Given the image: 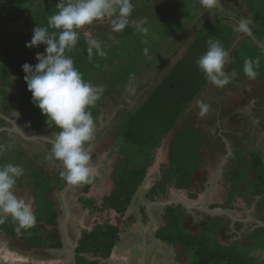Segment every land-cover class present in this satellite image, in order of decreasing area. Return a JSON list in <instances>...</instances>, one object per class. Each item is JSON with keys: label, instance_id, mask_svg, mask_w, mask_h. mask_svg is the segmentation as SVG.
Instances as JSON below:
<instances>
[{"label": "trees", "instance_id": "1", "mask_svg": "<svg viewBox=\"0 0 264 264\" xmlns=\"http://www.w3.org/2000/svg\"><path fill=\"white\" fill-rule=\"evenodd\" d=\"M135 1L137 0H131V3ZM60 2L67 3V0H0V107L7 111L6 113L20 107L29 115L31 122L25 124L26 128L20 124L21 130L28 135L33 134L36 129H45L52 133L59 131L54 126L52 128L47 126L46 117L33 104L32 93L28 90L24 79L26 73L22 65L38 63L36 54L43 53L46 46L41 44L38 47L28 48L26 43L31 41L35 27L47 26L49 16L59 11L57 4ZM143 2L145 8L134 6L128 18V25L120 32L112 31V27L109 30V27L101 24L103 22L100 19L96 20L97 25L92 23L94 29L89 36L100 43L105 53L103 56L93 49L92 59H89L85 32L80 30L77 46L71 52L66 51L65 55L73 59L74 66L86 82L103 85L102 79L109 73L115 76L111 70V65L115 64L114 60L123 61V64L114 67H119L120 71L126 69L128 74H133L135 69L137 72L140 71L142 65L151 62L145 60L141 62L139 56L141 51L147 48L149 50L146 51L150 54H154L153 52L160 48L161 43L158 39L154 40L155 37L149 36L151 31L147 27V21L156 18L154 12H162L161 18L167 23L166 30L173 34L181 32L183 23L191 22L198 15L189 0H144ZM239 5L241 7L238 14L245 7L251 16L250 33L235 45L240 37V32L235 30L238 25L235 27V24L222 13L218 14V18L206 19L197 29L180 59L147 94L143 102L128 112L118 132L112 137L109 136L116 140L120 147L117 157L119 163L115 166L116 172L113 175L115 184L112 190L103 196L102 201L90 199L82 202L85 209H90V215H88L87 227L81 231L76 248L78 264H101V259L112 255L116 244L120 241L121 227L126 220L125 216L131 202L149 169L153 167L158 151L163 150L166 139L170 140L167 154L164 153L167 157L159 161L158 177L150 188L148 197L152 200H167L170 190L174 189L195 200L206 190L209 171L202 149L207 143V135L193 123L180 124V121L209 83L199 70L196 61L207 51V42L210 39L219 40L229 52L230 62L225 65V72L230 76L235 71L237 76L233 78L234 80L247 77L243 72L245 59L251 58L254 62L259 59L258 67L254 63L258 73L255 78L258 79L260 96L264 98V0H242ZM133 19L134 22L143 21L141 27L147 31H140L132 22ZM101 29H105V34ZM49 31L57 32L58 35V30L50 28ZM154 34L160 35L155 31ZM168 38L170 37L166 39ZM123 56L129 59L121 60ZM105 79L110 80V78ZM106 98H100L88 109L92 113L95 126L99 124V116L103 113V110H97V107L103 104ZM3 122L2 119L0 127L3 126ZM111 126L112 123L109 129L104 128L106 131L102 132L101 139L114 131ZM46 146V149L51 150V143H46ZM41 149L44 150L39 147L33 153L31 173L30 170L24 171L17 180L19 184H16L18 188L28 187L33 191L32 210L36 224L30 229L21 230L24 233H17L16 224L8 216L3 223H0V237H9L10 240L22 237L31 246L60 249L63 247V242L59 219L63 214V206L57 194L64 189L65 183L63 180L59 183L60 174H55L56 181L53 183L55 186L49 184L52 177L47 176L46 168L42 164L44 158L41 157ZM246 149L247 147L235 152L237 172L235 171L234 176L237 173L240 175L237 179L231 177V173L227 176L224 206L231 205L236 197L251 195L261 197L259 204L262 209L264 208L263 158L258 150H254L249 158H243ZM24 154L19 155L17 160L14 156L9 160V156L1 158L0 166L8 164V161L12 164H20ZM23 161L26 164V161ZM37 169L45 170L46 176L43 173L39 174ZM254 173H257L256 177L251 178ZM245 177L246 180H250V186L252 185L250 194L242 191L245 189L243 185ZM57 183L59 186L56 185ZM91 185L92 182L81 184L80 187L87 193ZM23 200L29 203L28 199L23 198ZM186 218L180 204L168 205L166 207L168 223L158 230L157 236L168 244L180 246L181 256L189 253L190 264H264V259H258L252 254L264 249V230L254 231L253 242L246 247L239 242L224 244L215 238L224 222L223 219L208 218L199 232H192L185 225Z\"/></svg>", "mask_w": 264, "mask_h": 264}, {"label": "rangeland", "instance_id": "2", "mask_svg": "<svg viewBox=\"0 0 264 264\" xmlns=\"http://www.w3.org/2000/svg\"><path fill=\"white\" fill-rule=\"evenodd\" d=\"M143 1L144 0H137L133 2L132 5L133 7L135 6L138 8L144 7ZM241 1L242 0H240V2L238 3V0H216L214 8L206 9L201 5L200 0H189L190 3H193L191 4V6L196 8V12L198 15L191 22L187 21L186 24L183 23L181 27V32H177L175 34L166 30L167 23H165L166 21L161 18L162 12L153 11L156 14V18L148 20L147 27L148 30L151 31L149 36H151V38L155 37L154 40L158 39L159 43H161L160 48L157 51H154V54L148 53L146 50L149 49L147 48L146 50H142L141 55L139 56L141 62L142 60H145V62H151L146 63V65H142L140 71L137 72L135 69L133 70V74H128V71L126 69L120 71L119 67H114V65L123 64L124 62L120 60H114L115 64L111 65V70H113L115 76L109 73L108 76L102 79V83H104L103 85H95L103 88L101 98H107L104 100L103 104L97 107V110L102 109L103 113L99 116V124L95 126L94 138L91 141L90 156L91 160H94L95 162L91 161L90 164L92 185L89 192L85 193L82 187H69L66 190L63 189L59 191V194H57L59 198L62 196H65L67 198L68 196L75 199L78 198V202L76 204L71 202L72 206H76L78 210L82 209L80 208L79 201H81V204L83 205V200H102L103 196L112 190L115 184V179L113 177L114 173L116 172L115 166L119 163L117 157H119L120 147H118L119 145H117L116 140L111 139V137L116 132H118L128 112L133 110L143 102L147 94L164 78V76L168 73V71L175 64V62L180 59L183 52H185L188 43L194 37L197 29L201 26L202 23L204 24V21L206 19L216 17L218 18V14L222 13L228 18V20H230V22L235 24V27L239 24L242 19L248 20L250 22V27L252 19L251 16L247 13L246 8L244 7V10H242V12L238 14L239 7H241L239 5ZM151 7L152 5L150 6V8ZM114 18L115 16H106L101 18L100 21L103 22L101 24L107 26V28L109 27V30H111L112 20ZM134 21L135 19L132 20L133 23ZM96 23V21L93 22L94 25H97ZM93 24L86 26L83 31L87 32L88 34H91L94 29ZM101 31L103 34H105L106 32L105 29H101ZM154 31L160 35L155 36ZM162 33L164 35H162ZM167 37L170 38L166 39ZM244 37L245 34L240 33V37H238L235 45L239 44V42L243 40ZM128 59L129 58H127L126 56H123L121 58V60ZM105 78H110V80H107ZM205 107L207 108V111L204 112V115H201V112ZM6 112L7 111L3 110V108L0 107V123L2 119L4 120L3 126L0 127V133H2L0 135V142L2 143H0V160L1 158L3 159L7 156H9L8 160L10 157L13 156L17 160L19 155L25 153L21 157V159L25 160L26 164H24V161L21 160L20 164L18 163L17 165L22 166V168L26 172H29L30 170L31 173L32 169L30 168V164L31 159L33 157V153L38 150L39 147H42L44 148V150L41 149V157L44 158L42 164L46 168L45 170L47 171V176L52 177L51 182L49 184L54 187L55 185L53 183L56 181L55 174H60L61 171H63L62 165L59 161L47 159V156L50 153V149H46V143H51V140L54 138V133L49 132L48 130L46 131L45 129H36L33 131V134L28 135L21 130L22 128L20 127V124H22L26 128L25 124L31 122L30 116L25 114V112L20 107H17L8 113ZM263 117L264 98L260 96V89L258 88V79L245 77L242 80L237 81L231 78L229 83L223 87H217L209 82L207 87L200 92L196 100L192 103L185 117L180 121V124L190 122L193 123V125L197 128H201L203 130L204 128L207 129L205 131L207 135H210V144L205 148V152L207 155L206 159L208 162H210V164H213L217 157H224L218 152H220L221 147H223L222 143L225 140L226 142H229V140L226 139V136H230V134H232L233 141L241 147L246 145L245 141L248 142V140L250 141V139H253L254 143L258 140L256 144L259 145H252L253 148H259L261 146V142L264 143V138H261L260 135H258L257 137L254 133H256L255 130H257L259 126H261ZM111 123L113 125L111 126V128H113L114 131H111L110 129L109 131L111 132H109V135H107L106 138L101 139L100 136L102 132L106 131L104 130V128L109 129ZM27 129L29 130L28 127ZM235 135L236 137H234ZM245 135H248V137ZM241 137H244L245 141L241 140ZM9 139L12 141H10ZM169 141V139H166L163 146V150L158 151V156L156 158L155 163L153 164L154 169H151L149 172L150 177L153 173H155L153 175L156 178V171L159 169L160 164L159 161L162 160V157H167V155L165 154H167V145L169 144ZM226 142H224V147H226L227 145L228 148L231 142L229 143V145ZM249 147H251V145L247 144V148ZM262 149L263 148L261 147V150ZM2 150L4 152H2ZM158 157H160L159 161ZM242 157L245 158V156ZM246 157L249 158V156ZM235 162V160L232 162L234 166L236 165ZM248 162L250 163V161H247V163ZM8 163H11V161H8ZM229 165L230 161L227 163L226 166V169L230 170L232 168ZM45 170L37 169L39 174L43 173L44 176H46ZM218 174L221 175L220 173ZM239 175L240 174L237 173V175L235 176H230L237 179ZM246 179L247 177L243 179V185L245 186V189H242V191L245 194H250L252 192V185L250 186V180ZM62 180L63 179L61 178L59 183ZM147 182L148 179L144 181L143 187L147 184ZM59 183H57L56 185H58ZM64 183L65 185L67 184L65 181ZM16 184H19V182H17ZM14 192L19 199H28L29 203L32 206L33 191L30 188H18V186L15 185ZM170 201H172L170 203H173L172 199ZM240 203L243 202L240 201L239 203H237V205H239ZM210 211L214 210L209 207L204 208L202 214L206 216L205 218L211 216L208 213ZM86 213H88V210H82V212L78 215L80 225H82L84 219L83 214ZM86 219H88V215L86 216ZM256 220L259 222L257 226H261V220L255 219V221ZM72 221L74 222L73 218H71L69 225L65 226L64 229L66 228L67 230H70L73 224ZM199 221V226L196 227L198 228L197 230H199L200 227L204 226L205 223L201 219ZM255 221L249 222L250 225L247 224V228H243V230L241 231L236 230L237 233L234 236L235 239L233 238L230 243H233V240L239 239L242 241L243 244H247L249 242L248 236L246 239L244 238L246 237L247 233L251 232V230L255 228ZM124 222H126V220ZM121 228V231L123 229H127L128 225L122 226ZM20 233H24V231H21ZM129 233H132L131 228L128 229V231L126 232V234ZM23 239L24 238L21 237L16 238L14 240L0 241V259H14V261H18L19 258L16 257L12 253V251L15 249L14 246H19L24 249L28 248V245ZM124 244L129 246L126 243ZM129 247L132 250L137 249L134 242L132 241L130 242ZM252 254L258 259H264V251L256 253L253 252ZM59 255L60 254L58 253L57 257ZM163 256L168 257L166 252L162 254V257ZM186 257L183 260L185 261V264H188L189 257Z\"/></svg>", "mask_w": 264, "mask_h": 264}, {"label": "clouds", "instance_id": "3", "mask_svg": "<svg viewBox=\"0 0 264 264\" xmlns=\"http://www.w3.org/2000/svg\"><path fill=\"white\" fill-rule=\"evenodd\" d=\"M200 3L204 8L212 9L216 0H200ZM57 8L59 11L49 16L47 26L35 27L31 41L26 43L28 48L43 44L46 46L45 51L36 54L38 63H25L22 69L26 73L24 79L32 93L33 104L46 117L49 128L54 126L59 129L53 134L47 159L59 161L63 168L61 178L68 185L75 187L90 183L92 179L90 152L95 122L88 109L101 98L103 88L86 82L74 66L73 59L65 53L71 52L77 46L80 30L105 16L115 15L112 31H122L129 23L133 5L131 0H67V3H58ZM134 23L140 31H147L141 27L143 21ZM249 24L248 20L242 19L235 30L243 34L250 33ZM50 28L58 30V35L57 32L50 33ZM85 40L90 60L93 49L99 55H105L100 43L87 32ZM207 43V51L197 59L196 64L207 81L217 87H223L231 78H235L237 73L233 71L229 76L224 71L230 58L222 43L211 39ZM254 63L258 67L259 59L255 62L251 58L244 60L243 72L249 78H255L258 74ZM206 111L205 107L201 115ZM151 169L154 168H150L149 172ZM159 169L156 171V179ZM149 172L147 176L150 175ZM23 174L24 169L20 165L8 163L0 166V223L10 216L16 224L17 233L36 224L31 204L19 199L14 192L17 180Z\"/></svg>", "mask_w": 264, "mask_h": 264}, {"label": "crops", "instance_id": "4", "mask_svg": "<svg viewBox=\"0 0 264 264\" xmlns=\"http://www.w3.org/2000/svg\"><path fill=\"white\" fill-rule=\"evenodd\" d=\"M254 40L257 41L255 38ZM205 130L207 129L204 128V132L206 133ZM255 131V136L258 137V135H260L261 138H264V117L261 126H259V128ZM245 136L248 137V135ZM234 137H236V135ZM226 139H228L229 142H226V140L224 142L228 143V145L231 142V144L227 148V145L224 147L225 143L223 142V147H221L220 152H218L224 157H217L213 164H210V162H208L206 159L207 155L205 152V148L210 144V135H207V143L202 150L205 153V164L209 171V177L206 190L195 200L189 199L187 194L179 193L174 189L170 190V195L167 198L169 202L163 200L154 201L150 199L148 197V192L155 183L156 178L154 176L150 177L148 175L146 178L148 179L147 184L144 187L143 184L141 185L142 187L134 196L133 201L131 202V205L126 213V222L123 223V226L128 225V228L122 230L120 241L116 244L112 255L109 258L101 259V264H185L183 259L186 256V258L189 257L188 264H190L189 253L181 256L180 246L168 244L157 236L158 230L163 226H166L168 223L166 220V207L174 203H177L178 205L180 204L182 206V210L187 217L185 225L192 232H199L203 227H200L199 230L196 228L199 226V220L201 219L204 221L206 217L202 214L204 208L209 207L213 209L214 211L208 212L211 216L207 218H220L224 220L216 234L217 240L224 244H232L230 241H232L235 234L237 233L236 230L241 231L243 228H247V224L250 225L249 222L255 221V219L261 220V226H257L259 222L256 220L255 228L246 234L244 239H246L248 236L249 242L247 244H243L239 239L233 240V243L239 242L243 246L251 244L253 242L252 235L254 231L264 230V208L261 209L259 207V200L261 197H252L251 195L239 196L235 198V204L233 200L231 205L225 207V191L228 184L227 176L230 173V175L234 176L236 173L235 166L232 164L235 159L236 150L244 149L247 147V144L251 145V147L246 149L245 157H250L254 150H258L261 153L264 162V143L261 142V146L259 148H253L252 145L259 146L256 144L258 140L255 143L253 139H250V141L248 140L247 142L245 141L244 137H241V140L245 141L246 143V145L241 147L233 141L232 134H230V136H226ZM261 147L263 148L262 150ZM229 161V166L232 168L230 170L226 169L227 163ZM217 172L221 175H219ZM256 175L257 173H254L250 177L254 178ZM69 187H73V185L66 184L64 190L68 189ZM78 187L80 186H76V188ZM171 199L173 200V203H170L172 202L170 201ZM59 201L63 206V214L59 219V228L61 230L63 247L59 249L54 247L31 246L27 242L26 244L28 245V248L25 249L13 245L15 247L13 251L15 252L12 251V253L18 257L19 260L14 261V259H0V264H78L76 258V248L78 246L82 229L87 227L86 216L90 215V209H85L80 201V208L82 209L77 210L76 206H72L71 202L76 204L78 202V198L75 199L69 196L68 198L62 196L59 198ZM240 201L243 203L237 205V203ZM82 210H88V213L83 214L84 219L82 225H80L78 215L82 212ZM71 218L74 219V222L72 221L73 224L71 229H64L65 226L69 225ZM103 220L104 219H101V221ZM113 220L115 222V219ZM130 228L132 229V233L126 234ZM4 240H10V238L0 237V241ZM131 241L134 242L135 246L137 247L136 250H132L129 247ZM124 243L128 244L129 246L125 245ZM260 251L263 252L264 249L257 250L256 252ZM164 252L167 253L168 257H162ZM58 253L60 255L57 257ZM92 258L94 257L92 256Z\"/></svg>", "mask_w": 264, "mask_h": 264}, {"label": "flooded vegetation", "instance_id": "5", "mask_svg": "<svg viewBox=\"0 0 264 264\" xmlns=\"http://www.w3.org/2000/svg\"><path fill=\"white\" fill-rule=\"evenodd\" d=\"M248 34H245V36H247ZM95 156V155H94ZM90 164H91V162H90Z\"/></svg>", "mask_w": 264, "mask_h": 264}]
</instances>
